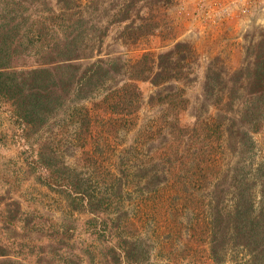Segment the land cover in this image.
I'll list each match as a JSON object with an SVG mask.
<instances>
[{
	"label": "rangeland",
	"instance_id": "374dc122",
	"mask_svg": "<svg viewBox=\"0 0 264 264\" xmlns=\"http://www.w3.org/2000/svg\"><path fill=\"white\" fill-rule=\"evenodd\" d=\"M61 1L0 0V57L3 18L14 9L20 15L21 6L35 18L42 8L49 10L42 22L48 36L37 24L30 38L70 50L77 75L96 73L89 95L75 84L59 92L62 104L42 124L30 119L27 134L14 110L24 92L0 99V264H245L250 257L241 244L247 240L229 216L239 193L231 184L244 179L256 210L264 203V0H63L69 10ZM65 15L70 20L50 31ZM19 26L24 30L28 22ZM20 39L25 47L29 38ZM20 51L10 60L18 71L50 67L45 62L52 54L40 59L33 50ZM134 66L142 70L138 76ZM257 67L259 80L253 78ZM124 88L126 96L135 95L137 110L123 123L110 104ZM83 103L97 135L84 136L80 145L70 115ZM189 136L192 152L217 155L216 169L206 190L177 200L160 158L175 139ZM42 157L54 166L43 170ZM155 173L160 180L151 179ZM157 183L164 190L148 193ZM121 188L129 192L121 191L122 200ZM79 191L103 199L87 195L84 205H111L113 224L119 202L142 200V211L153 204L140 231H123L140 254H129L123 239L118 244L121 234L109 238L103 213L75 211Z\"/></svg>",
	"mask_w": 264,
	"mask_h": 264
},
{
	"label": "trees",
	"instance_id": "16d2710c",
	"mask_svg": "<svg viewBox=\"0 0 264 264\" xmlns=\"http://www.w3.org/2000/svg\"><path fill=\"white\" fill-rule=\"evenodd\" d=\"M72 1L82 4L84 0H67L68 3H71ZM41 2L45 4L44 1ZM61 2L66 3V5H63V7L68 6L67 2L63 0ZM69 9L70 8L68 7L65 8V10ZM16 11H20L21 14L14 16V9L11 10L13 13L11 16H8L6 19L3 18L4 21L7 20L5 25L7 38H3V45H5V49L2 50L0 57V65H3L0 67V99H3L4 97H13V93L18 94V91L21 92V90L24 92V94H21L20 96V102L18 101L17 104H14V110L15 118L19 123L21 122L20 125L23 126L22 132L26 131L27 134L29 133V128H27V126L32 123L30 122V119H35L37 117L38 121L41 120L39 121V124H42L45 121L43 120L44 117L49 114V111L54 109L57 104H62L59 92L65 93L70 88L72 89V87H74L73 85L75 84L79 87L80 91H86L85 95H89L92 92V89L96 87V73L95 70L92 71L93 69H87L81 73H78L77 75V73L73 71L76 70L77 67L69 64V61L72 59L70 58L72 56L68 54L70 50L65 47L63 48V46L54 45L53 42H45L44 39L34 38L33 36L30 38L29 34L34 32L32 29L34 27H38L37 24H39L40 31L42 34H44L45 38L48 36L46 27H44L42 23L44 20H46V18H50L48 15H46L49 12L48 9L47 11L42 8L38 10L36 14H33L35 18L30 17L31 15L27 13V9H24L23 6H21V8L17 9ZM24 13H26L27 16H24ZM17 17L22 20L18 24L16 22ZM68 20H70V17H66V15L65 17L60 18V23H57L56 19L52 23L50 31H52L54 25H57L56 27L60 28L64 25V23H67ZM25 22H28V26L26 29L21 30L19 24ZM8 29H10L9 32ZM19 30L24 33L20 34ZM37 35V37H41L39 33H37ZM20 38H29L25 47H23L24 45ZM24 48L26 51L33 50L36 55L40 54L42 57L40 59H44L45 56L52 54L53 57L48 58V60L45 62V65H50V67L32 70L22 69V71H18L17 69L21 66H17V69H15L13 65L10 64L12 61L11 59L14 58V54H17L16 52L19 49L21 50L20 53L23 54ZM138 63L139 62H137V64ZM136 67L137 69L134 66L133 70L136 73L135 75L138 76L142 70L141 68L139 69L138 66ZM255 76L257 80L260 79V70L258 67L253 78H255ZM244 77L247 79V76ZM125 88L121 93L116 94L114 96L115 98H112L110 104L111 106L113 103H115L114 108H112L113 110L110 111L118 117H121L119 121L123 123L132 117V115L137 110V100L135 95L126 96L125 93H129V89ZM257 94L258 92L256 95ZM84 99L86 98H82L81 101ZM120 106L122 108H120ZM71 109L72 114L70 115V128H73L74 131V133H72V138L74 143L81 141L80 145H83L85 143L84 136L90 139L91 135L96 134L97 128L94 124L93 117L84 103L74 107L72 106ZM152 134L153 133L148 134V137H151ZM176 141H178L177 144H175ZM192 141V136L187 137L185 142H182V140L180 142V138L175 139L172 142V145L175 144L174 147L169 145L167 147L168 152L161 154V166L166 167L164 173L168 176L163 177V180L166 183H170L169 177H171L172 183H174V185H171L170 187V196H175V199L177 200H193L197 194H200L201 191L206 190V184L208 183L213 170L216 169V162L218 158L217 155H213V152H209L207 155L198 154L195 149L192 152L193 149L191 145L187 146L189 143H192ZM141 145H143V143ZM43 159L44 157H42V161L39 162L41 163L40 166L43 170H47L48 168H52L54 166V164H51L50 161L46 162V160ZM158 174L159 173H155L153 176H151V179L155 181L160 180L161 176ZM204 178L206 183L202 184L201 182ZM243 180L244 179H239L237 177L231 184L239 190V193L233 202L234 207H232L233 209L231 210L229 216L230 218L233 217L234 223L240 231H243V236L247 240V242L241 244L242 248H244L245 251L249 253L248 255L250 257V260L248 258L245 264H264V203L260 201L261 205H259V209L256 210L252 190H248V188H242L241 185ZM110 184H113V182L110 181ZM180 186H183V188H180ZM160 189L163 191L164 186H160V184L157 183L156 188L147 192L157 194ZM110 191L111 189H109L108 192L102 194L108 195ZM121 191L122 193L124 192L125 194H129V192L125 189L121 188L120 191L117 190V192H120V200H122L124 195L121 193ZM75 193L78 195V197L76 196L77 198H74L73 201L76 204L78 201L79 205H81L76 208V212H90L97 215V218H99V215L103 213L102 218L100 219L101 227L107 232L109 238L115 241L117 234H121L118 244L121 245V240L123 239V245L129 249V254L133 251H135V254L141 253L139 249L136 250L137 245H134L135 241L131 239V234H129L130 236L125 235L123 231H125V233H132L129 230L130 227L132 230L137 229L138 227L139 230L137 231H140L142 228L139 226L141 220H145V215L149 214V210L153 204H146L144 210L142 211L139 209L142 207L140 203L142 200L131 201L130 204H123L119 202L116 210L118 211L117 221L113 224L110 217V214L113 213L110 208L111 205H109L107 202H97L96 204H93L89 201L103 200L98 194L92 195L88 194L86 191H79ZM86 197L89 200H87V203L84 205V202L87 199ZM145 200L147 199L145 198ZM93 222L96 223V221ZM236 254V256L239 257L238 259L242 257L238 255V253ZM217 255L218 251L216 250V253H213L212 256L215 262H217Z\"/></svg>",
	"mask_w": 264,
	"mask_h": 264
}]
</instances>
